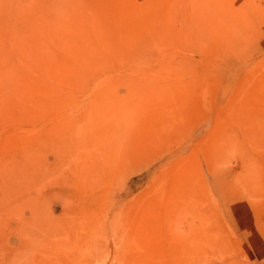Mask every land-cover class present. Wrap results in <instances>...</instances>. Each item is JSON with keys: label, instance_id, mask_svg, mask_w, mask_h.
Segmentation results:
<instances>
[{"label": "rangeland", "instance_id": "1", "mask_svg": "<svg viewBox=\"0 0 264 264\" xmlns=\"http://www.w3.org/2000/svg\"><path fill=\"white\" fill-rule=\"evenodd\" d=\"M0 264H264V0H0Z\"/></svg>", "mask_w": 264, "mask_h": 264}]
</instances>
